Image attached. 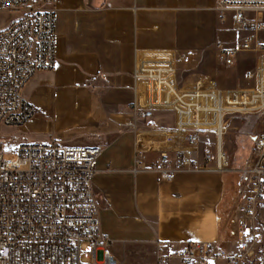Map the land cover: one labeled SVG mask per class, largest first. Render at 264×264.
<instances>
[{
  "label": "built area",
  "instance_id": "obj_1",
  "mask_svg": "<svg viewBox=\"0 0 264 264\" xmlns=\"http://www.w3.org/2000/svg\"><path fill=\"white\" fill-rule=\"evenodd\" d=\"M53 0H0V10L23 15L0 29V129L20 128L35 115L23 90L39 72L56 67ZM220 20L247 32L233 47L218 44L226 67L242 53L256 57L245 72L248 87L218 89L212 83L179 87L177 70L194 54L134 51L132 99L123 129L132 132L134 166L154 154L151 166H229L224 148L227 123L233 116L264 114V0H217ZM157 114H170L171 127ZM157 115V116H156ZM159 118V119H158ZM201 144H203L201 148ZM0 165L97 166L99 147L65 146L57 142H26ZM243 166H264V131L251 138ZM235 207L233 250L212 242H158L152 255L116 256V242L101 229L92 182H0V264H237L252 258L260 240L264 182H243ZM87 246L81 252V244ZM131 261V262H130Z\"/></svg>",
  "mask_w": 264,
  "mask_h": 264
},
{
  "label": "crops",
  "instance_id": "obj_2",
  "mask_svg": "<svg viewBox=\"0 0 264 264\" xmlns=\"http://www.w3.org/2000/svg\"><path fill=\"white\" fill-rule=\"evenodd\" d=\"M52 6L56 67L37 73L23 95L36 111L59 99L73 113L80 111L82 124L59 132L43 123L40 138L101 149L92 188L101 229L116 242V256L152 255L158 242L223 246V174L240 169L208 166L162 180L151 170L154 154L134 166V137L122 127L132 99L135 50H189L199 63L218 54V44L233 47L217 0H53ZM258 40L264 45V37Z\"/></svg>",
  "mask_w": 264,
  "mask_h": 264
},
{
  "label": "rangeland",
  "instance_id": "obj_3",
  "mask_svg": "<svg viewBox=\"0 0 264 264\" xmlns=\"http://www.w3.org/2000/svg\"><path fill=\"white\" fill-rule=\"evenodd\" d=\"M37 0H33L36 3ZM31 4L29 7H33ZM26 7L20 11L0 10V29L7 26L10 22L24 14L29 8ZM264 20V14H263ZM224 28L225 36L231 46L240 44L248 35L247 32L235 31L232 28L230 19L226 22ZM264 37V30L258 34ZM256 63V57L252 53H242L238 55L237 60L230 67H226L219 55L214 52L212 55L206 56L201 62H194L192 58L190 64L179 66L177 70V83L179 87H192L198 83H212L218 89H232L248 87L249 84L244 80L246 71L251 70ZM30 83V82H29ZM28 83V84H29ZM25 87L23 94L25 95ZM163 125L171 127L172 117L170 114H157ZM156 115V116H157ZM158 118V119H159ZM46 123L55 131H65L74 128L83 123V117L80 111L75 114L67 106L65 100H56V104L45 103L42 107L35 110L34 117L21 126L20 128L0 129V141L5 147V159H11L15 156V150L22 143L37 141L43 142L40 138V130ZM29 131L28 136L23 134ZM264 131V114L261 115H245L233 116L227 123V134L224 141V148L229 157V169L239 170L225 175L226 178V204L223 212V228L225 231V243L223 247L227 250H233L235 243V207L238 197L243 193L245 176L241 174L247 166H243L244 159L249 152L251 146V138L258 132ZM134 137L132 132L126 130ZM242 168V169H241ZM228 169V170H229ZM260 211L261 221L264 222V208ZM260 240L255 248L252 258H241L237 264H264V223H261ZM87 244L82 243L80 250L84 251ZM81 264H89V260L82 254L80 257ZM216 264H225L218 262Z\"/></svg>",
  "mask_w": 264,
  "mask_h": 264
},
{
  "label": "bare ground",
  "instance_id": "obj_4",
  "mask_svg": "<svg viewBox=\"0 0 264 264\" xmlns=\"http://www.w3.org/2000/svg\"><path fill=\"white\" fill-rule=\"evenodd\" d=\"M137 167V166H136ZM97 166L0 165V182H92ZM208 166H152L162 180H172L180 172L207 171ZM245 182H264V166H247Z\"/></svg>",
  "mask_w": 264,
  "mask_h": 264
},
{
  "label": "trees",
  "instance_id": "obj_5",
  "mask_svg": "<svg viewBox=\"0 0 264 264\" xmlns=\"http://www.w3.org/2000/svg\"><path fill=\"white\" fill-rule=\"evenodd\" d=\"M159 123H160L161 125H163V123H162L161 121H159Z\"/></svg>",
  "mask_w": 264,
  "mask_h": 264
}]
</instances>
